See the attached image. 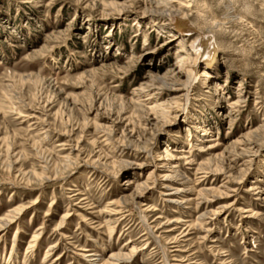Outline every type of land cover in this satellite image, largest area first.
I'll use <instances>...</instances> for the list:
<instances>
[{"label":"rangeland","instance_id":"rangeland-1","mask_svg":"<svg viewBox=\"0 0 264 264\" xmlns=\"http://www.w3.org/2000/svg\"><path fill=\"white\" fill-rule=\"evenodd\" d=\"M152 2L0 0V217L25 207L0 231V264H108L132 247L129 264H264V44L235 52L247 0H172L191 22L175 41L184 19ZM152 79L164 89L143 92ZM248 132L258 145L237 144ZM235 155L227 174L197 170ZM165 166L191 202L152 185Z\"/></svg>","mask_w":264,"mask_h":264},{"label":"bare ground","instance_id":"bare-ground-1","mask_svg":"<svg viewBox=\"0 0 264 264\" xmlns=\"http://www.w3.org/2000/svg\"><path fill=\"white\" fill-rule=\"evenodd\" d=\"M188 1H191V0H188ZM154 5H156V10L154 11V12H156V15H158V16H160L161 18H163L164 19V16H166L167 14L168 15H176V16H179V17H181L182 19H184L183 21H180V22H177V25H178V32L177 33H175V37H174V41L175 40H179V38H181V37H183L184 36V34H186V33H189V28H190V23L188 22L189 20H188V14L186 13V11H184V10H181V9H187V5H184V4H180V3H178V5H179V9H173L172 7H171V3H172V0H164V2L163 3H161V2H159V1H157V0H153V2H152ZM111 6H116V3H112V4H110ZM189 6V5H188ZM116 8V7H115ZM112 9H114V8H112ZM122 12H124V10H121V11H118V13H122ZM147 15V14H146ZM203 47H204V45H197V44H194V45H192V48H193V50H194V52H195V54H196V58H195V66L197 65V62L199 61V59L201 58L200 56H201V52H202V49H203ZM207 56V55H206ZM203 57V58H207V57ZM194 66V67H195ZM194 69L195 68H193L192 70H193V72L192 73H190V76H189V78H188V80H190L191 81V79H193V74H195V72H194ZM158 80H156V79H152L151 81H148V82H146V83H144L142 86H143V89H142V91L143 92H147V93H149L152 89H156V91L158 90H163L164 89V87L165 86H160V87H158V86H156L154 83H156ZM161 84H163V83H161ZM142 86H141V88H142ZM191 89V85L189 84L188 86L187 85H185V87L182 89V90H179V91H182V92H184V100L186 101L187 100V96H188V92H189V90ZM241 100H242V97L239 95V97H238V99L233 103L232 102V104H231V107H236V106H238V103L239 102H241ZM176 100H174L173 102H175ZM171 102V101H170ZM164 106V105H163ZM176 106V105H175ZM167 107L169 108H171V104L169 103V104H167ZM173 107V106H172ZM165 109V108H164ZM166 113V112H165ZM31 118H35V119H38V118H36L35 116H33V117H31ZM38 120H40V119H38ZM261 128V130H263L264 131V124H262V127H260ZM106 129V128H105ZM108 129H106V130H104V131H102L103 133H104V137H105V140L108 142V141H110L111 140V137H112V132H110V131H107ZM251 133V132H250ZM249 137H250V135H249V132L248 133H246V134H244L243 136H241V138L242 139H239L238 140V142H237V144H241V146L242 147H245V146H249V147H253V146H256V145H258V143H256L255 141H252V140H250L249 139ZM127 138V137H126ZM251 138V137H250ZM262 139H263V137H262ZM261 140V139H260ZM133 141V140H132ZM260 143V142H259ZM132 144V143H131ZM216 147V145H212V146H210L209 147V149H214ZM167 155H169L168 153H167ZM170 157V156H169ZM169 157H168V159H169ZM233 158V159H232ZM243 158V157H242ZM242 158H240V155H235V156H233V157H231L230 159H228L227 161H220V162H218V163H212V162H206V163H199L196 167H197V170H199L200 171V173L206 178L207 177V174L209 173V174H220V173H222V174H227V172H228V170H230V169H232L233 168V164H235V163H238V162H241V160L240 159H242ZM63 159H68L67 157H63ZM8 161V160H7ZM1 162H3V160L1 161ZM16 163V161L15 162H12L11 161V164H9V166H7V167H9V168H11L12 170L14 169V166H13V164H15ZM112 163L114 164V163H116V161H112ZM95 164V163H94ZM98 164H100V163H98ZM103 164V163H102ZM6 165H8V164H6ZM103 165H107V164H103ZM115 166V165H114ZM136 166V168L137 169H139V170H141V169H143L142 167H144V165L143 164H137V165H135ZM119 167H120V165H119ZM176 167L177 166H174V167H171L170 168V166L169 167H167V166H165V169H169V173H165V174H163V175H161V177L160 178H158V179H156V180H154V181H152L151 183H152V185H154V186H156L157 185V183L158 182H161V181H159V180H162L163 182H162V184L165 186L164 188L166 189V193L164 194V196H167L169 199L167 200L166 199V201H168V202H173L174 204H176V205H183V204H186V203H189V202H191V200H188V199H184V198H182V197H180V195L182 194V193H187L188 191H190L189 189L188 190H182V189H177V188H173V185H172V182H176V181H186V182H190V180L188 179V178H186L185 176H183L181 173H180V171H176L175 169H176ZM115 168V167H114ZM121 168V167H120ZM119 168V169H120ZM198 171V172H199ZM154 172V171H153ZM152 172V175L154 174ZM114 173H116V172H114ZM245 173V172H244ZM18 174H20V173H18ZM21 174L23 175V177L25 176V174L24 173H22L21 172ZM29 175H30V178H29V180L31 181V180H33V179H36V180H38V185H41L42 183H43V181L45 180V179H43L42 180V178L41 179H37L36 178V174L35 173H33V172H29L28 173ZM28 175V176H29ZM27 177V176H26ZM149 176H147V178H148ZM48 178H46V180H47ZM45 180V181H46ZM30 181H28V182H30ZM131 182V181H130ZM133 182V181H132ZM132 185V184H131ZM136 188V189H135ZM135 190H137V188L138 189H140V193H139V195L140 196H142V194H143V192H144V190H146V189H150V187L145 183V182H142V183H137L136 185H135ZM219 193L218 191H217V189H209V190H202V192H198V194H197V196H198V198H200V199H202V200H204V201H206V202H208L207 201V197H205L206 195H209V194H212V193ZM174 196H177V197H174ZM173 198V199H172ZM126 199H127V197H126ZM131 199V198H130ZM128 200V199H127ZM185 200H188V201H185ZM117 201V200H116ZM120 204H122L123 202H125V197L121 200V201H118ZM116 203V202H115ZM126 204V203H125ZM198 205H200V204H198ZM23 210H25V207L23 206V205H18V206H15V207H13L12 209H10L5 215H3V216H1L0 217V231H4V230H6V229H8L12 224H14V223H16L19 219H20V216L22 215V213H23ZM248 211V210H247ZM67 218V216L66 215H64L62 218H61V221H60V223H59V225H58V227H62V225L64 224V220ZM205 218V214H201V215H199V218L198 219H200V220H202V219H204ZM107 226H108V229L110 230V233H112L111 232V230H112V228H111V226L109 225V224H107ZM193 226H194V224H193ZM40 228V227H39ZM38 235H39V233H37V235L36 236H32L33 237V240L35 241L36 240V238H38ZM63 235V234H62ZM64 236V235H63ZM175 240H176V238H175ZM172 241V243L173 242H178L179 241V239H177L176 241ZM33 243L34 242H32V244H31V246H33ZM180 244V243H179ZM178 244V245H179ZM30 246V247H31ZM177 246V245H176ZM29 247V246H28ZM52 247H54V245L52 246ZM179 248V247H178ZM177 247L176 248H173V251H175V250H179ZM145 249V248H144ZM134 248L132 247L131 249H130V252L129 253H116V254H113V255H111L109 258H107V260H104V261H102V262H109L108 264H121V263H125V264H129L131 261H130V258L132 257V255H133V253H134ZM181 250V249H180ZM84 251H87V252H89V250H84ZM179 252H181V251H179ZM46 257V256H45ZM44 257V258H45ZM89 257H94V256H89ZM45 260V259H44ZM90 260H94V259H90ZM97 261V260H96ZM95 262V261H94ZM93 262V263H94Z\"/></svg>","mask_w":264,"mask_h":264},{"label":"clouds","instance_id":"clouds-1","mask_svg":"<svg viewBox=\"0 0 264 264\" xmlns=\"http://www.w3.org/2000/svg\"><path fill=\"white\" fill-rule=\"evenodd\" d=\"M260 3L261 0H247L243 9L244 16L238 22L239 27L235 35L242 40V43L235 52L241 56L258 45L264 44V28H258L254 23L255 21L264 22V5H261L259 9L257 8ZM215 26L214 23L213 27ZM217 31L225 33L228 29L220 27Z\"/></svg>","mask_w":264,"mask_h":264}]
</instances>
